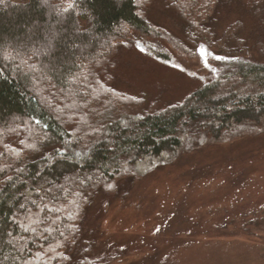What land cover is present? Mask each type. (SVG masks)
<instances>
[{
    "label": "trees",
    "instance_id": "16d2710c",
    "mask_svg": "<svg viewBox=\"0 0 264 264\" xmlns=\"http://www.w3.org/2000/svg\"><path fill=\"white\" fill-rule=\"evenodd\" d=\"M50 3L61 13L0 0V264H121L86 217L98 195L264 134V0ZM154 4L182 38L149 20ZM126 39L185 67L206 57L212 74L173 102L125 93L113 78Z\"/></svg>",
    "mask_w": 264,
    "mask_h": 264
},
{
    "label": "rangeland",
    "instance_id": "374dc122",
    "mask_svg": "<svg viewBox=\"0 0 264 264\" xmlns=\"http://www.w3.org/2000/svg\"><path fill=\"white\" fill-rule=\"evenodd\" d=\"M41 1L61 13L50 0ZM154 5L149 20L182 38L173 16ZM207 62L191 68L162 61L126 39L113 85L145 101L173 102L208 79ZM262 209L264 134L198 147L115 196L98 195L86 217L101 253L116 254L121 264H264V217H251Z\"/></svg>",
    "mask_w": 264,
    "mask_h": 264
}]
</instances>
